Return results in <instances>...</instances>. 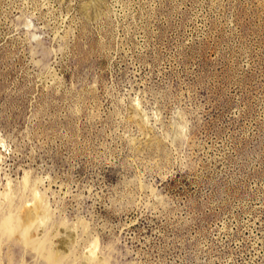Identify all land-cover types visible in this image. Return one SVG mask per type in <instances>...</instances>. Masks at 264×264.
I'll use <instances>...</instances> for the list:
<instances>
[{
    "label": "rangeland",
    "instance_id": "374dc122",
    "mask_svg": "<svg viewBox=\"0 0 264 264\" xmlns=\"http://www.w3.org/2000/svg\"><path fill=\"white\" fill-rule=\"evenodd\" d=\"M53 255L264 264V0H0V264Z\"/></svg>",
    "mask_w": 264,
    "mask_h": 264
},
{
    "label": "bare ground",
    "instance_id": "6f19581e",
    "mask_svg": "<svg viewBox=\"0 0 264 264\" xmlns=\"http://www.w3.org/2000/svg\"><path fill=\"white\" fill-rule=\"evenodd\" d=\"M40 205V204H39ZM38 205V206H39ZM42 205V204H41ZM40 205V206H41ZM39 206V207H40ZM42 206H44V204L42 205ZM41 206V207H42ZM46 206V205H45ZM37 207V206H36ZM35 207V208H36ZM39 207H38V209H39ZM47 208H48V206H46ZM46 207H43L44 208V211L43 210H40L41 212L43 211L45 214H44V216H42L41 217V219H37V216L36 215H34L33 216V214L31 215L30 214V220H28L27 222H25L23 225H21L20 227H19V238L21 239V240H23L24 242H25V244L27 245V243H28V245H30V244H37L35 241H34V236L36 237V236H38V235H36L37 233H39L38 231H41L40 230V226L42 227V224H43V222H44V220H45V217H46V215L47 216H49L48 215V209L46 208ZM42 209V208H41ZM35 211L37 212V210L35 209ZM39 211V210H38ZM40 212V213H41ZM43 212L41 213V214H43ZM30 213V212H29ZM38 213V212H37ZM13 216V215H12ZM10 217H11V215H10ZM13 218H14V216H13ZM12 218H10L9 219V217H8V219H6L4 222H3V225H2V227L3 228H7L9 225H10V223L13 221V220H11ZM3 228H2V230H3ZM44 228V227H43ZM38 245V244H37ZM36 246V245H35ZM53 262L55 263V264H57V262H59V259H58V256L57 255H53Z\"/></svg>",
    "mask_w": 264,
    "mask_h": 264
}]
</instances>
